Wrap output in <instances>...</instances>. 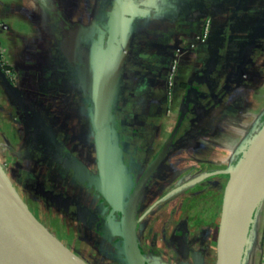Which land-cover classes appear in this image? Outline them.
I'll return each instance as SVG.
<instances>
[{
  "label": "crops",
  "instance_id": "obj_1",
  "mask_svg": "<svg viewBox=\"0 0 264 264\" xmlns=\"http://www.w3.org/2000/svg\"><path fill=\"white\" fill-rule=\"evenodd\" d=\"M119 13L123 18L115 23ZM208 19L211 34L200 41ZM4 42L26 89L13 91L0 76L6 103L0 110L6 115L2 138L13 148L23 145L29 157L25 170L51 183L62 195L61 208L78 216L97 191L92 85L124 46L129 53L114 68L112 91L114 140L121 152L126 144L146 145L152 137L163 145L187 102L181 129L187 126L189 133L199 121L214 129L221 114L246 110L264 84L257 82L263 73H253L264 50V0H0V44L7 50ZM176 57L170 102L167 85ZM75 105L82 123L78 134H72L73 124L63 126L60 112L63 106L74 112ZM255 127L259 124L250 133ZM91 150L92 164L83 156ZM13 186L32 211L28 202L35 200ZM256 211L251 235L260 253L257 264H264V196Z\"/></svg>",
  "mask_w": 264,
  "mask_h": 264
},
{
  "label": "rangeland",
  "instance_id": "obj_2",
  "mask_svg": "<svg viewBox=\"0 0 264 264\" xmlns=\"http://www.w3.org/2000/svg\"><path fill=\"white\" fill-rule=\"evenodd\" d=\"M4 45L7 48L8 61L13 68V77L15 78V84H13L18 90L20 88L25 90L26 86H22L19 79L18 67L11 63L10 47L6 42ZM254 68L253 73L256 74L257 71L263 73L260 80H255L259 84L264 83V50L261 51L260 56H257ZM1 89L5 90L3 87ZM65 104L67 106V102ZM223 105V103L220 104L221 107ZM4 106L6 107V103L0 98V110ZM246 107V110H242L245 109L244 106L236 109L237 111L231 116L221 114L222 118H219L221 121L214 129L211 127L203 129L206 127L205 123L198 125L202 121L197 122L198 124L195 123L197 125L194 124L189 133L186 131L187 126L181 129V132L186 131V134L178 139L156 172L151 181V187L146 192L145 203L140 213V215L145 213L149 215L143 221L140 243L144 250V258H148L152 264H216L219 225L228 198L227 189L230 187L231 179V173L220 171L236 168L237 165L242 166V169L246 168L264 139V131L262 134L259 131L264 125V84L252 97L251 103L247 102ZM65 110L66 107L63 106V110L60 111L61 115L63 114V126L73 124L72 134H78L82 129V123H80L81 115L77 112L76 105L74 112ZM13 114L15 118H18L17 114ZM5 116L0 113V127L1 123L6 121ZM17 122V120L14 121L16 127H18ZM257 124L260 126L255 127L250 133ZM162 127V130L167 133L165 126ZM1 134L0 130V164L11 183L16 185L21 194L35 200L31 203L28 202L34 214L59 240L88 264H123V257L128 251L127 244L124 248L118 245L114 246L97 233L98 230L95 227L88 229L81 224V217L74 216L73 218L69 209H62L60 203L62 195L59 190L53 192L51 183L47 184V180L40 181L34 172L25 170L29 157L23 145L13 148L6 143ZM20 135L23 137L22 132ZM258 135L260 136L255 142V147L252 142L254 136ZM152 138L153 140H149L148 143L150 146H143V148L148 147L145 152L141 145L133 148L129 144H126L124 151H119L127 166V174H130L133 181L135 178L133 159L138 157L139 168L142 171L152 158L151 155L161 145L160 143L155 145L156 140L154 137ZM244 140L246 143L239 152L238 149ZM137 142L143 143V139H139ZM8 149L11 152L15 151L18 156L16 161L11 159ZM243 151L245 152L243 153ZM133 153L135 158L132 159ZM83 156L88 159L89 163H94L93 150L89 154L83 153ZM209 169H213L214 172ZM209 176L215 177L209 178ZM237 180L239 178H236ZM178 185L181 190L173 193ZM263 196L260 195L257 198L259 204ZM142 197L139 201H142ZM255 201H251L253 203L245 211L236 240L233 264H257L259 261L258 246L254 244V238L251 235L255 217H257L254 212ZM71 210L73 209L71 208ZM185 225L187 240H181V244L177 247L178 237L183 234ZM104 237L107 236L104 235ZM133 252L140 256V247H138V251L134 248ZM125 261L128 262V259ZM133 262L147 264L143 260Z\"/></svg>",
  "mask_w": 264,
  "mask_h": 264
},
{
  "label": "water",
  "instance_id": "obj_3",
  "mask_svg": "<svg viewBox=\"0 0 264 264\" xmlns=\"http://www.w3.org/2000/svg\"><path fill=\"white\" fill-rule=\"evenodd\" d=\"M122 18L123 15L119 13L114 22L117 23ZM128 53L129 48L124 46L111 68L101 71L92 85L91 115L98 163V176L93 182L112 209L121 211V231L128 246L127 264H135L132 256L135 254L134 248L138 251L139 197L171 148L187 112L188 102L185 103L172 133L129 193L131 178L125 170L124 159L114 140L112 113L114 68L127 57ZM0 76L11 90L19 92L1 67ZM259 131L262 134L264 125ZM259 136H254L252 143L255 147ZM220 172L231 173V179L219 225L216 264H233L236 240L245 211L260 195H264V140L246 168L242 169V166L237 165L236 168H228ZM236 178L239 180L236 181ZM255 203L256 213L259 207L258 200ZM0 264H88L33 214L1 164Z\"/></svg>",
  "mask_w": 264,
  "mask_h": 264
},
{
  "label": "flooded vegetation",
  "instance_id": "obj_4",
  "mask_svg": "<svg viewBox=\"0 0 264 264\" xmlns=\"http://www.w3.org/2000/svg\"><path fill=\"white\" fill-rule=\"evenodd\" d=\"M179 70V69H178ZM170 74V73H169ZM15 84V82H13ZM177 85V75L175 78V82L173 87H171V89L169 88V79H168V92L170 94V101L172 98V94L173 91L175 89ZM180 117V116H179ZM177 124V123H176ZM184 125L183 122L181 124V126ZM181 126L177 132V135L174 139V142L171 146V148L169 149L168 153L166 154V156L164 157V159L160 162V164L158 165L157 169L155 170V172L153 173L152 177L149 179L147 185L145 186L144 190L142 191L139 200L142 197V201H139V207H138V211H137V218L140 219L139 222V227H138V231H137V245L138 247H140L141 250V254L139 255H133V260H143L145 261L147 264H152L150 262V260L148 258H144V250L141 246V239H140V235L142 233V225H143V221L146 220L148 218L149 215H147L145 212L144 215H140L142 207L145 203V196H146V192L147 190L151 187V181L153 180L156 172L158 171V169L160 168V166L162 165V163L164 162L165 158L167 157V155L169 154L170 150L172 149V147L176 144V142L178 141L179 137H180V133H181ZM208 128V127H204L203 129ZM202 129V130H203ZM172 133V132H171ZM146 145H142V146H150L149 144L145 143ZM164 144V143H163ZM163 145H160V147L154 151V153L151 155L152 158L149 160V162L147 163V166H145V168L141 171L139 168V159L138 157L135 158V155L133 153L132 159L134 160L133 163V175H135L134 181L131 178V188L129 190V193L131 192V190L133 189V187L135 186V184L139 181V179L141 178L142 174L145 172V170L147 169L148 165L150 164V162L155 158V156L157 155V153L159 152V150L161 149ZM148 147H142V149H144L143 151L145 152L147 150ZM150 151V150H148ZM205 162H207L205 160ZM209 171H213V169H209ZM211 173V172H210ZM224 175V174H221ZM210 177H215V176H209ZM180 185L176 186L175 189L173 190V193L178 192L181 190V188H179ZM177 188V189H176ZM90 195V198L88 199V202H84L85 204H87V209H85L80 216H78L77 211H71L70 210V214L73 215L72 217H81V224L85 225L88 229H93L94 227L98 230L97 233L101 234L102 237L108 241L111 242L114 246L118 245L121 247H125L126 245V238L125 236L122 234L121 231V211L119 210H113L112 207L108 204V202L105 200V198L102 196V194L97 190L95 192H92ZM88 195V196H89ZM88 206H90V208H88ZM91 209V210H89ZM96 231V230H95ZM101 231V232H100ZM104 235H106L107 237H104ZM187 240V235H186V225L184 226V232L181 236L178 237V241L176 243V246L178 247L181 244V240ZM183 240V241H184ZM185 240V241H186ZM124 253V252H123ZM125 255V253H124ZM194 258V257H193ZM127 259V256L125 255L123 257V264H127V262L125 261Z\"/></svg>",
  "mask_w": 264,
  "mask_h": 264
},
{
  "label": "built area",
  "instance_id": "obj_5",
  "mask_svg": "<svg viewBox=\"0 0 264 264\" xmlns=\"http://www.w3.org/2000/svg\"><path fill=\"white\" fill-rule=\"evenodd\" d=\"M211 25L212 21L208 19L204 25L202 33L198 36L200 41H206L208 37L211 34ZM180 59L176 57L172 63L170 74H169V88L173 87L175 78L179 69ZM0 67L6 74L7 78L13 83L14 77H13V68L11 67L8 56L6 53V50L3 48V46L0 44Z\"/></svg>",
  "mask_w": 264,
  "mask_h": 264
},
{
  "label": "trees",
  "instance_id": "obj_6",
  "mask_svg": "<svg viewBox=\"0 0 264 264\" xmlns=\"http://www.w3.org/2000/svg\"><path fill=\"white\" fill-rule=\"evenodd\" d=\"M260 126V125H259ZM127 169V166L125 165V170ZM77 242V241H76ZM132 260H133V256H132Z\"/></svg>",
  "mask_w": 264,
  "mask_h": 264
},
{
  "label": "bare ground",
  "instance_id": "obj_7",
  "mask_svg": "<svg viewBox=\"0 0 264 264\" xmlns=\"http://www.w3.org/2000/svg\"><path fill=\"white\" fill-rule=\"evenodd\" d=\"M264 140V139H263ZM263 140H262V142H261V144H260V146L259 147H261V145H262V143H263ZM247 211V210H246Z\"/></svg>",
  "mask_w": 264,
  "mask_h": 264
}]
</instances>
